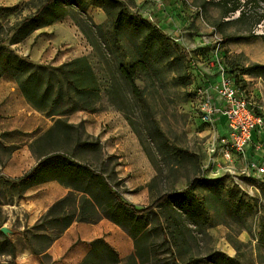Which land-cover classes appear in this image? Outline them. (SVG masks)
<instances>
[{
  "label": "rangeland",
  "instance_id": "rangeland-1",
  "mask_svg": "<svg viewBox=\"0 0 264 264\" xmlns=\"http://www.w3.org/2000/svg\"><path fill=\"white\" fill-rule=\"evenodd\" d=\"M48 1L0 0V53L55 68L86 58L101 91L95 114L61 118L73 126L66 132L55 129L59 118H49L27 102L15 77L0 76V264H10L1 256L8 252L6 240L15 248L44 251L65 223L21 206L41 191L24 190L18 179L52 150L67 159L64 164L75 159L102 175L122 201L139 210L165 193L184 196L142 218L149 236L139 239L138 251L127 235L143 264H264V174L244 173L245 168L214 151L217 130L203 121L197 95L199 88L210 89L228 76L264 117V0H115V6L99 0H77L78 6H70L61 0L63 19L24 36L30 30L25 20ZM234 7L238 10L230 12ZM118 12L147 23L135 31L125 22L115 32ZM133 58L150 67L148 75L135 81L144 106L132 101L118 72L120 64ZM111 90L113 99L107 95ZM109 116L114 119L108 121ZM128 136L139 144L146 164L132 154ZM119 139L124 141L122 153L112 151ZM258 142L264 144V134ZM10 164L15 166L8 175ZM142 180L149 192L145 199ZM97 195L99 209L84 205L83 218L113 216L128 232L136 229L135 220ZM81 196L68 197L53 216L62 210L64 216L75 213Z\"/></svg>",
  "mask_w": 264,
  "mask_h": 264
},
{
  "label": "trees",
  "instance_id": "trees-1",
  "mask_svg": "<svg viewBox=\"0 0 264 264\" xmlns=\"http://www.w3.org/2000/svg\"><path fill=\"white\" fill-rule=\"evenodd\" d=\"M60 1L61 0H49L33 17L25 20L24 26L26 29L28 28L30 30H28L24 36L35 29L51 25L55 21L63 19L66 16V12L65 10H61L59 5ZM67 1L70 6L79 5L77 0ZM99 1L110 6L118 4L115 0ZM237 10L238 8L234 7L230 12H236ZM109 15L111 16L112 14ZM125 22L131 24L135 31L140 30L144 24L147 23L136 15L125 16L124 13L118 12L113 30L117 32ZM94 29L100 30L99 27H94ZM105 44H107V42H105ZM133 45L135 48L137 47L135 43ZM97 47L99 53H103L104 55L100 46L97 45ZM0 69V76L8 74L16 78L22 95L35 110L46 114L49 118H59L56 122L55 129L62 128L66 132L72 131L73 126L62 121L61 118L67 117L74 112H97L96 104L99 101L101 90L96 75L86 58H78L55 68L41 65L35 66L9 52H1ZM118 72L122 80L128 85L132 101L140 106H144L145 101L143 100L142 92L136 86L135 81L139 76L149 74L150 67L146 60L133 58L126 64H120ZM115 94L116 92L114 93L112 90L107 92L108 97L111 99H113V95ZM118 109L124 112L122 108ZM52 132H54V129L51 130V133L47 134L46 137L52 134ZM41 156L43 159L29 173L18 179L19 184L24 185V190L49 181H57L71 190L65 198L55 202L45 214V218H50L52 221L64 220L65 222L63 227L57 232V235L52 238L50 244L73 222H96L83 218L82 208L84 205H87L89 208L99 209L97 193H100L107 198L108 202L112 203V205H110L111 207L113 204L116 205L127 214L128 219L135 220V224H137L136 229L128 232L125 229V225L115 217H107L109 221L125 231L133 240L135 249H137L139 239L149 236V234H147V225L142 222V218L154 214L156 209L166 207L173 198L184 197L182 194L165 193L156 198L149 206L139 210L135 206L122 201V199L113 192L112 187L106 182L105 178L93 171L90 167L77 163L75 159H70L67 164H64V160L67 159L63 158V155H61L58 150H52ZM44 169H46L45 171L48 176L44 175ZM39 177L41 179H38ZM73 194L82 195L81 203L79 202L80 206L77 207L75 213L64 216V211L62 210L58 218L54 217V213H56V211L68 200V197ZM162 234L163 240L166 241V228L162 229ZM5 243L8 247V252L1 253V256L8 257L10 259V264H15L17 254L16 248L13 243L8 240H6ZM90 246L91 250L79 264H123L126 260L129 264H143L141 255L138 253L125 260H120L115 249L111 247L104 238H98L92 241ZM46 249L33 253L37 256H41ZM0 250H2V247H0ZM46 258L47 256L43 255L41 260L43 259L44 261ZM43 261L42 263L44 264Z\"/></svg>",
  "mask_w": 264,
  "mask_h": 264
},
{
  "label": "crops",
  "instance_id": "crops-1",
  "mask_svg": "<svg viewBox=\"0 0 264 264\" xmlns=\"http://www.w3.org/2000/svg\"><path fill=\"white\" fill-rule=\"evenodd\" d=\"M219 80L215 81L213 84H210L208 87L211 89L218 83ZM92 115L95 113H89L85 111H77L72 115ZM80 118V117H78ZM108 121L114 119L113 116L107 117ZM74 122V121H70ZM77 122V121H76ZM95 123V122H93ZM99 125L101 122H98ZM108 122H103L105 125ZM111 124V122H109ZM224 125L225 119L223 117L219 118L215 124L217 134H224ZM101 127H98L96 131L100 130ZM93 132V134L95 133ZM263 131L255 132L252 135L251 142L245 149V157L237 161L235 166L245 168L246 163L253 161L256 162L259 166L264 167V144L258 142L259 139H262ZM128 139L132 142V154L134 157L141 160L143 164L147 163V160L140 149L139 144L134 140L133 137L128 136ZM124 141L119 139V146L115 145L117 148L112 149V151H118L122 153ZM125 158V154H118ZM14 164H10L7 169V174L11 175L12 168ZM149 170L148 167L145 166ZM122 171V170H121ZM264 181V180H263ZM39 188L41 193L39 197L33 196L31 199L26 202L23 201L21 206L26 209H30L31 213L46 214L48 209L57 201L65 198L71 190L61 185L57 181H49L38 186L33 187L31 190ZM140 190L142 192L141 196L145 199L149 192L145 182L142 180L140 183ZM22 200V198H21ZM36 220V218H35ZM98 238H104V240L115 249L120 260H125L128 257L132 256L134 249L131 246L127 234L123 232L118 226L109 222L108 220H98L93 223L88 222H73L58 238L54 239L46 251L41 255L37 256L32 251L27 248L16 247L17 254L15 263L16 264H43L41 257L46 255L49 262L47 264H79L86 257V255L91 250L90 243Z\"/></svg>",
  "mask_w": 264,
  "mask_h": 264
},
{
  "label": "built area",
  "instance_id": "built-area-1",
  "mask_svg": "<svg viewBox=\"0 0 264 264\" xmlns=\"http://www.w3.org/2000/svg\"><path fill=\"white\" fill-rule=\"evenodd\" d=\"M197 95L204 122L215 128L219 118L225 119L224 134H217L218 145L214 151L235 165L245 157L253 133L264 130V117L254 111L246 93L228 76L221 77L211 89L199 88ZM244 173L258 178L264 174V167L250 161L246 163Z\"/></svg>",
  "mask_w": 264,
  "mask_h": 264
},
{
  "label": "water",
  "instance_id": "water-1",
  "mask_svg": "<svg viewBox=\"0 0 264 264\" xmlns=\"http://www.w3.org/2000/svg\"><path fill=\"white\" fill-rule=\"evenodd\" d=\"M2 232H4V233H5V232H6V229H5V228H2Z\"/></svg>",
  "mask_w": 264,
  "mask_h": 264
}]
</instances>
